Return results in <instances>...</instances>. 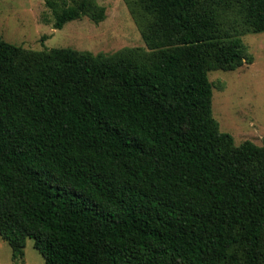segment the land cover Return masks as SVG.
I'll return each mask as SVG.
<instances>
[{"label":"trees","instance_id":"16d2710c","mask_svg":"<svg viewBox=\"0 0 264 264\" xmlns=\"http://www.w3.org/2000/svg\"><path fill=\"white\" fill-rule=\"evenodd\" d=\"M145 49L27 50L0 35V237L44 264H264V139L212 116L211 71L253 62L264 0H123ZM53 28L105 19L44 0ZM43 21L47 22V19Z\"/></svg>","mask_w":264,"mask_h":264},{"label":"rangeland","instance_id":"374dc122","mask_svg":"<svg viewBox=\"0 0 264 264\" xmlns=\"http://www.w3.org/2000/svg\"><path fill=\"white\" fill-rule=\"evenodd\" d=\"M105 19L95 24L84 17L53 28L44 0H0V35L7 43L27 50L70 48L109 56L129 48L145 49L123 0H97ZM47 19V22L43 21ZM253 62L235 71H211L212 116L221 132L236 145L248 140L260 146L264 139V32L242 37ZM23 264H44L27 239ZM11 249L0 237V264H10Z\"/></svg>","mask_w":264,"mask_h":264},{"label":"crops","instance_id":"0c3cea01","mask_svg":"<svg viewBox=\"0 0 264 264\" xmlns=\"http://www.w3.org/2000/svg\"><path fill=\"white\" fill-rule=\"evenodd\" d=\"M10 264H12V263H10Z\"/></svg>","mask_w":264,"mask_h":264}]
</instances>
